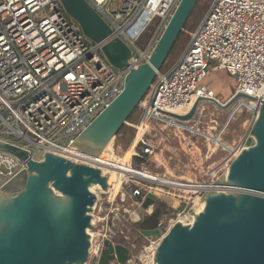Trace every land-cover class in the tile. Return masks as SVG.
Returning a JSON list of instances; mask_svg holds the SVG:
<instances>
[{
  "label": "built area",
  "instance_id": "built-area-1",
  "mask_svg": "<svg viewBox=\"0 0 264 264\" xmlns=\"http://www.w3.org/2000/svg\"><path fill=\"white\" fill-rule=\"evenodd\" d=\"M86 1L111 28L100 42L85 36L61 0H0V140L28 151L33 160L43 158H37L38 154L52 153L103 171L97 159L72 158L68 149L122 92L131 68L148 60L181 0ZM150 30L152 35L142 48L141 40ZM116 40L133 52L124 69L114 67L103 52ZM209 70H225L236 78L234 95L244 96L241 105L250 102L255 120L264 101V0H214L182 56L169 70L157 74L140 103L142 119L131 126L139 133L146 125L149 129L159 123L175 126L180 120L171 115L189 114L198 101L220 102L215 91L202 84ZM146 133L133 158L154 152ZM243 147L229 158V165ZM24 169H28L27 161L0 152V190ZM130 183H135L129 188L132 200L141 196L146 185L156 184L139 175L124 178L117 196L110 188L93 186L99 188L93 191L98 196L94 228L97 222L118 215ZM173 198L186 201L184 196ZM177 221L182 220H173L172 225ZM106 239L96 250L92 248V256L101 255ZM132 263V258L126 262Z\"/></svg>",
  "mask_w": 264,
  "mask_h": 264
},
{
  "label": "water",
  "instance_id": "water-1",
  "mask_svg": "<svg viewBox=\"0 0 264 264\" xmlns=\"http://www.w3.org/2000/svg\"><path fill=\"white\" fill-rule=\"evenodd\" d=\"M200 0H181L148 60L128 73L122 92L76 139L74 147L94 158L107 149L139 108L140 103L163 69L175 44ZM67 14L85 36L100 42L111 28L86 0H61ZM117 69L129 67L131 48L120 40L103 50ZM242 97L233 95L222 104L229 109ZM201 101L187 115L191 120ZM0 152L27 161L22 170L0 190V264H126L131 250L106 239L101 255L92 256L93 212L98 196L92 187L110 188L100 168L46 153L39 161L29 152L0 140ZM25 173V184L17 192L6 189ZM135 210L126 209L133 224L144 223L159 205L178 212L187 203L159 191H144L133 200ZM204 210L191 223L175 222L164 233L162 224L141 228L146 238L159 240L154 264H264V101L242 150L230 163L227 173L205 190L199 199ZM158 206V207H157Z\"/></svg>",
  "mask_w": 264,
  "mask_h": 264
},
{
  "label": "rangeland",
  "instance_id": "rangeland-1",
  "mask_svg": "<svg viewBox=\"0 0 264 264\" xmlns=\"http://www.w3.org/2000/svg\"><path fill=\"white\" fill-rule=\"evenodd\" d=\"M213 1H199L175 49L169 55L163 71L169 70L182 56L190 43L191 35L204 19ZM147 41L148 36H145L141 40V47H146ZM212 63L216 64V62ZM202 84L213 89L222 104L229 101L237 88L236 78L225 70H209ZM244 103L241 105L237 101L229 109L224 110L212 100L204 101L200 103L191 120L177 121L175 126L166 123L153 124L150 129L146 125L140 133L131 126L138 124L142 119V111L139 107L123 131L113 140V152L126 158L128 150L139 142L143 133L147 132L146 142L153 146L154 152L141 161H139L140 158L134 157L132 165L135 169L148 170L164 178L180 182L209 184L218 180L223 173L225 175L229 158L247 141L254 123V113L250 102L245 101ZM138 150L139 148L136 151ZM42 157L41 154L37 155L39 159ZM134 184L130 183L125 186L124 192L127 200L120 204L118 215L112 216L110 221L107 219L97 222V226L90 231L91 234H95L93 249L96 250L106 237L115 244L124 245L131 250L132 264H152L153 253L159 245V240L142 236L139 224H133L125 212L126 209L135 210L137 208L129 190L134 187ZM146 186L145 191L153 186L154 189H162L163 194L171 193L169 194L171 197L184 196L186 199L188 210L182 216L166 204L157 206L162 210L159 224L163 225L164 233L170 229L173 220L184 219L189 214V210H193L197 204L198 194H187L157 184ZM116 190L119 191V186ZM201 193L199 196L202 197ZM89 264H92L91 261Z\"/></svg>",
  "mask_w": 264,
  "mask_h": 264
},
{
  "label": "bare ground",
  "instance_id": "bare-ground-1",
  "mask_svg": "<svg viewBox=\"0 0 264 264\" xmlns=\"http://www.w3.org/2000/svg\"><path fill=\"white\" fill-rule=\"evenodd\" d=\"M137 144L138 142L135 145H133L130 148V150H128L129 153L126 158H123L113 152L112 143L109 144L107 149L100 155L99 158H94L88 154H85L84 152L80 151L77 147L69 148L68 156L78 159V160L92 161V162H95V159H97V162L102 164L103 172L105 176H108L109 179L116 178V181L114 180L109 181V184L111 186L110 189L111 191L114 190L113 194L115 195H117L120 192L124 178H129L132 176L139 175L143 178L153 181V183H156L162 187H170L174 190L183 191V193H187V194H190V193L198 194L197 201H196L197 204L195 205V207H193L194 209L192 211L195 213V216L199 214L200 212H202L204 210L205 203L199 201V199L201 198V196H199V193H201L204 190L206 191L209 190L210 187L215 183V181L209 184H205V185H200L195 182L191 183V181L186 183V182H180V181L173 180V179H168L166 177L164 178L160 176L159 174L152 173L148 170L135 169L132 165V158L135 154V147ZM228 165H227L226 170H228ZM226 173L227 172H225V174ZM117 186H119V191L116 190ZM94 190H99V188L93 187V191ZM195 216L191 214H187V216H185L184 219H180V220L184 221L185 223L188 222L189 220L193 222L195 220ZM92 236H93V241H94L95 235L92 234ZM152 264H154V260Z\"/></svg>",
  "mask_w": 264,
  "mask_h": 264
},
{
  "label": "trees",
  "instance_id": "trees-1",
  "mask_svg": "<svg viewBox=\"0 0 264 264\" xmlns=\"http://www.w3.org/2000/svg\"><path fill=\"white\" fill-rule=\"evenodd\" d=\"M152 31L153 30H150V32H148L145 36H148V41H149V39H150V37H151V35H152ZM183 33V32H182ZM182 35V34H181ZM144 36V37H145ZM181 37V36H180ZM180 39V38H179ZM148 41H147V43H148ZM178 42V41H177ZM177 44V43H176ZM176 44H175V46H176ZM175 46H174V48H173V50L175 49ZM142 48H145V47H142ZM172 50V51H173ZM172 53V52H171ZM137 110H138V108H137ZM136 112V111H135ZM134 112V113H135ZM133 116V115H132ZM132 118V117H131ZM131 118L129 119V120H131ZM126 126V125H125ZM125 126L122 128V130L120 131V133L123 131V129L125 128ZM145 158V157H144ZM144 158H140V160L139 161H141V160H143ZM139 159V158H138ZM25 181H26V175H25V173H23V174H21L18 178H16L14 181H12L8 186H6V189L8 190V191H10V192H17V191H19L20 190V188L25 184ZM162 215V210H161V208H159L158 210H157V212L152 216V219H151V221H153L154 222V224L151 226L150 225V227H142V228H155V227H157L158 226V224H159V217Z\"/></svg>",
  "mask_w": 264,
  "mask_h": 264
},
{
  "label": "flooded vegetation",
  "instance_id": "flooded-vegetation-1",
  "mask_svg": "<svg viewBox=\"0 0 264 264\" xmlns=\"http://www.w3.org/2000/svg\"><path fill=\"white\" fill-rule=\"evenodd\" d=\"M151 219H152V216L149 217L144 223H140L139 224L140 228H142V227H150V225L152 226L154 224V222L151 221Z\"/></svg>",
  "mask_w": 264,
  "mask_h": 264
}]
</instances>
